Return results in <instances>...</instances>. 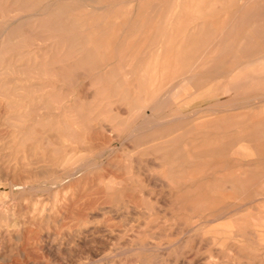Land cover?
I'll return each mask as SVG.
<instances>
[{"label": "rangeland", "instance_id": "rangeland-1", "mask_svg": "<svg viewBox=\"0 0 264 264\" xmlns=\"http://www.w3.org/2000/svg\"><path fill=\"white\" fill-rule=\"evenodd\" d=\"M246 1L0 0V264H264Z\"/></svg>", "mask_w": 264, "mask_h": 264}, {"label": "bare ground", "instance_id": "bare-ground-1", "mask_svg": "<svg viewBox=\"0 0 264 264\" xmlns=\"http://www.w3.org/2000/svg\"><path fill=\"white\" fill-rule=\"evenodd\" d=\"M261 9H264V0H262L260 3H255L254 0H248L246 1V3L241 6V8H239V12L242 13V15L248 14V13H255L257 12V14L261 11ZM260 10V11H259ZM256 14V15H257ZM248 67V66H246ZM254 66H250L248 68H246L247 72L251 73L254 69ZM176 95V94H175ZM262 134V133H261ZM264 137V136H263ZM5 147V146H4ZM5 188V187H4ZM2 204V202H1ZM6 206V205H5ZM3 208V206H2Z\"/></svg>", "mask_w": 264, "mask_h": 264}]
</instances>
